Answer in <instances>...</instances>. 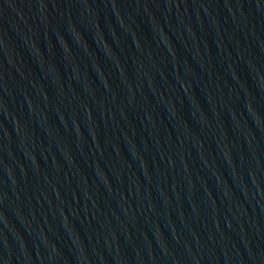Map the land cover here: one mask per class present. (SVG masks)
I'll return each instance as SVG.
<instances>
[{
  "label": "water",
  "instance_id": "1",
  "mask_svg": "<svg viewBox=\"0 0 264 264\" xmlns=\"http://www.w3.org/2000/svg\"><path fill=\"white\" fill-rule=\"evenodd\" d=\"M0 264H264V0H68L0 138Z\"/></svg>",
  "mask_w": 264,
  "mask_h": 264
}]
</instances>
